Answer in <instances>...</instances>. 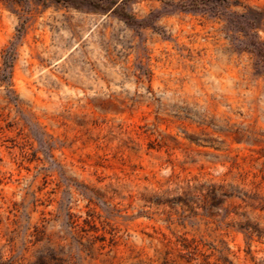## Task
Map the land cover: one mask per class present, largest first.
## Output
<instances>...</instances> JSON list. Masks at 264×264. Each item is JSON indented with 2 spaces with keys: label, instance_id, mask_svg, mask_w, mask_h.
<instances>
[{
  "label": "rangeland",
  "instance_id": "374dc122",
  "mask_svg": "<svg viewBox=\"0 0 264 264\" xmlns=\"http://www.w3.org/2000/svg\"><path fill=\"white\" fill-rule=\"evenodd\" d=\"M0 264H264V0H0Z\"/></svg>",
  "mask_w": 264,
  "mask_h": 264
},
{
  "label": "trees",
  "instance_id": "16d2710c",
  "mask_svg": "<svg viewBox=\"0 0 264 264\" xmlns=\"http://www.w3.org/2000/svg\"><path fill=\"white\" fill-rule=\"evenodd\" d=\"M62 2L78 9L104 12L118 3V0H42Z\"/></svg>",
  "mask_w": 264,
  "mask_h": 264
}]
</instances>
